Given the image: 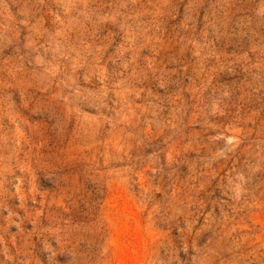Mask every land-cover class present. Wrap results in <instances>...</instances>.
I'll return each instance as SVG.
<instances>
[{"label":"clouds","instance_id":"9594fccd","mask_svg":"<svg viewBox=\"0 0 264 264\" xmlns=\"http://www.w3.org/2000/svg\"><path fill=\"white\" fill-rule=\"evenodd\" d=\"M0 264H264V0H0Z\"/></svg>","mask_w":264,"mask_h":264}]
</instances>
